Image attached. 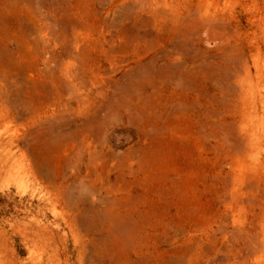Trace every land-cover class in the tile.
Listing matches in <instances>:
<instances>
[{
    "label": "rangeland",
    "instance_id": "rangeland-1",
    "mask_svg": "<svg viewBox=\"0 0 264 264\" xmlns=\"http://www.w3.org/2000/svg\"><path fill=\"white\" fill-rule=\"evenodd\" d=\"M0 118V264H264V0H0Z\"/></svg>",
    "mask_w": 264,
    "mask_h": 264
},
{
    "label": "bare ground",
    "instance_id": "bare-ground-1",
    "mask_svg": "<svg viewBox=\"0 0 264 264\" xmlns=\"http://www.w3.org/2000/svg\"><path fill=\"white\" fill-rule=\"evenodd\" d=\"M174 18L175 19H177V23H178V26H180V24H181V21H182V18L179 16V15H175L174 16ZM203 25H201V27H202ZM205 26V25H204ZM201 27H200V30H202L201 29ZM197 34V33H196ZM195 34V35H196ZM176 35L178 36V40L180 41V43L182 44V49H185V50H188L189 49V47H190V43H191V39H190V36H191V32H188V34H186V35H181V30H180V28H178V30H177V33H176ZM47 42H46V50L45 51H48L47 53L48 54H51L52 55V53L55 51V49L58 47V45H59V43H58V40H56V39H54L53 37H49V39L48 40H46ZM52 57L54 58V60L56 59V56H55V54H53L52 55ZM6 81H7V79H5ZM8 86V85H7ZM10 93H12V95H16L17 96V98H19V100H20V94H22V91L20 90V88L19 89H17L16 91H10L9 92V94ZM20 93V94H19ZM6 114V113H5ZM8 114H10L9 112H8ZM3 117V116H2ZM1 119V118H0ZM59 121H61V119L59 120ZM63 122H61V124H59L58 126H60L61 127V125H63L62 124ZM55 124V123H54ZM52 125V124H51ZM56 127H57V122H56ZM49 127H51V126H49ZM63 128H64V126H62ZM59 128V127H58ZM0 157H1V155H0ZM6 166V165H5ZM3 169V168H2ZM5 169V168H4ZM7 170V169H6ZM11 170V169H10ZM2 172V171H1ZM5 172H8V171H5ZM3 173V172H2ZM11 173V172H10ZM6 174V173H5ZM9 174V173H8ZM0 177H2V176H0ZM3 178V177H2ZM1 178V179H2Z\"/></svg>",
    "mask_w": 264,
    "mask_h": 264
}]
</instances>
